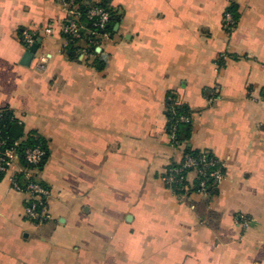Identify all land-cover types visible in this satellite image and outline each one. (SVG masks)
Segmentation results:
<instances>
[{"label": "crops", "instance_id": "0c3cea01", "mask_svg": "<svg viewBox=\"0 0 264 264\" xmlns=\"http://www.w3.org/2000/svg\"><path fill=\"white\" fill-rule=\"evenodd\" d=\"M109 5L117 31L71 56L58 0H0V109L48 143L38 177L50 215L27 220L7 173L0 264H264V0ZM27 33L40 40L28 67ZM168 95L192 113L185 148L224 165L212 198L178 196L163 179L184 151L166 131Z\"/></svg>", "mask_w": 264, "mask_h": 264}, {"label": "trees", "instance_id": "16d2710c", "mask_svg": "<svg viewBox=\"0 0 264 264\" xmlns=\"http://www.w3.org/2000/svg\"><path fill=\"white\" fill-rule=\"evenodd\" d=\"M58 1H66V0H58ZM75 3L77 4L78 10L81 13V22L85 26V31H83V33L81 34V41H78L77 43L69 44L67 51L68 54L71 56L75 49H79L80 42L84 43L83 49H86L88 52L94 51L96 47L91 46L89 44V41L100 39V37L104 33L111 34L115 23L120 21L121 18L120 9L111 7L104 0H99L96 2L92 0H76ZM96 6L106 9L110 14L108 27L103 31L92 28L90 22L87 21L85 17L86 12L91 7H96ZM226 13L230 14V16L232 17L234 21L233 26L235 28L239 17L236 7L234 5H231L223 12L222 21H223L224 29H227L224 23V16ZM88 30L93 31L94 35L93 36L88 35L87 33ZM180 117H184L187 120L182 121L180 120ZM166 119H167V125H166L167 134L169 135V137L172 134H174L175 139L172 140V142L175 143L177 147L183 146L184 148L182 159L178 163L169 165L167 167V170H172L174 168L180 167V165L183 163L186 157H191L198 161L204 155L205 157L204 159L206 162L210 160L219 161L211 152L185 148V144L187 143L191 134L192 113L186 106L178 103L175 97L172 95H168L166 99ZM14 124H16V121L13 118L12 112L8 108L0 109V144H1L0 157H4V153L7 150H13L14 151L13 162L15 163V165L25 169L26 171L35 170V172L40 173L43 170L49 155L47 141L36 132H29L26 135L23 134L19 139H14L9 132V129ZM15 143H17V145H15ZM34 148H38L44 152V156L42 157L41 162L37 166L28 165L25 161V156H24V152L27 149H34ZM213 169H215V167H208L201 175H197L191 169H184L182 170L181 173L175 175V178L176 180H178V182L173 185H167V187L173 189L174 193L178 196L188 195L192 192L196 193V189H197L196 186L198 182L204 180L209 192L208 197L212 198L217 195V191H218V186L213 184L212 178L209 175L210 172L213 171ZM224 170L225 169L223 168L222 171ZM9 172L4 173L0 171V180H2L4 176ZM191 173L196 175V179L193 185H190V183L187 181V177ZM12 177L15 179V181L21 188H24L27 182L30 181V182L40 183L43 187L48 189V187L39 179L36 173H32L31 177L28 180H26L23 172L21 173L14 172V174H12ZM180 178H182V180Z\"/></svg>", "mask_w": 264, "mask_h": 264}, {"label": "built area", "instance_id": "2783aa9c", "mask_svg": "<svg viewBox=\"0 0 264 264\" xmlns=\"http://www.w3.org/2000/svg\"><path fill=\"white\" fill-rule=\"evenodd\" d=\"M76 0H66V1H58L62 6L64 11V18L60 26V34L65 40V48L67 49L70 43H77L81 41V34L85 31V26L81 22V13L78 10ZM87 21L90 22L91 27L103 31L108 27L110 14L109 12L99 6L91 7L85 14ZM225 27L229 30L234 29V21L230 14H225L224 16ZM46 34H51V29L46 28ZM88 35L93 36L94 32L91 30L87 31ZM107 33H104L100 39L90 40L89 44L93 47L98 46L104 38H106ZM99 38V37H97ZM34 39L31 34H25L23 38V42L27 48H29L33 44ZM83 54L92 55L86 49L82 51ZM46 57L38 58L37 62L34 64V69L39 72H43L45 70ZM180 120L185 121L184 117H180ZM174 134L170 136V141L173 146H176L175 143L172 142L174 140ZM1 145V144H0ZM17 145V143H15ZM13 150H7L4 153V157H0V171L6 173L14 170V172H23L26 180H28L32 173L35 170L26 171L23 168L18 167L13 162ZM25 161L28 165L37 166L44 156V152L38 148L27 149L24 152ZM204 155L198 161L191 157H186L183 163L178 168H174L172 170H166V175L163 178L167 185H173L178 182L176 180L175 175L182 172L184 169H191L197 175H201L204 173L205 169L208 167H215L213 171L210 172V177L212 178L213 184L219 185L221 181L224 179L225 170L222 171L224 165L221 161H213L210 160L208 162L205 161ZM182 180V178H180ZM12 188L19 193H22L26 196L24 202V216L27 220L35 223L36 225L44 224L50 219L47 199L49 197V190L43 187L40 183L30 182L28 181L24 188H21L15 179L11 177L9 179ZM196 193L198 195L208 197L209 192L204 180H201L197 184Z\"/></svg>", "mask_w": 264, "mask_h": 264}, {"label": "water", "instance_id": "95a60500", "mask_svg": "<svg viewBox=\"0 0 264 264\" xmlns=\"http://www.w3.org/2000/svg\"><path fill=\"white\" fill-rule=\"evenodd\" d=\"M104 1L107 4H110V2H111V0H104ZM118 27H119V21L115 23L113 30L117 31ZM33 39H34L33 44L27 49V51L24 53V55L20 61V65H22V66L28 67L30 65L31 61L33 60L35 54H36L40 40L35 38V37ZM9 132L14 139H19L23 135V128L18 124H14L9 129Z\"/></svg>", "mask_w": 264, "mask_h": 264}]
</instances>
